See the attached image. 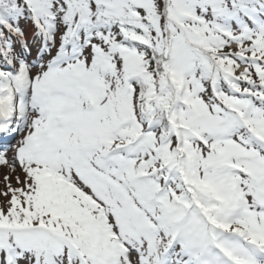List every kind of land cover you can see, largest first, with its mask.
<instances>
[{
	"label": "snow or ice",
	"instance_id": "snow-or-ice-1",
	"mask_svg": "<svg viewBox=\"0 0 264 264\" xmlns=\"http://www.w3.org/2000/svg\"><path fill=\"white\" fill-rule=\"evenodd\" d=\"M0 264H264V0H0Z\"/></svg>",
	"mask_w": 264,
	"mask_h": 264
}]
</instances>
